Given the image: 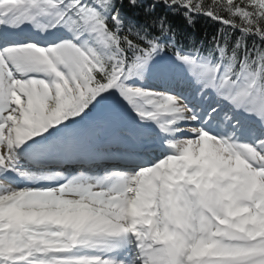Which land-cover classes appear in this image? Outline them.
Returning a JSON list of instances; mask_svg holds the SVG:
<instances>
[{
    "label": "snow or ice",
    "instance_id": "6c2138e0",
    "mask_svg": "<svg viewBox=\"0 0 264 264\" xmlns=\"http://www.w3.org/2000/svg\"><path fill=\"white\" fill-rule=\"evenodd\" d=\"M0 264H264V0H0Z\"/></svg>",
    "mask_w": 264,
    "mask_h": 264
},
{
    "label": "trees",
    "instance_id": "16d2710c",
    "mask_svg": "<svg viewBox=\"0 0 264 264\" xmlns=\"http://www.w3.org/2000/svg\"><path fill=\"white\" fill-rule=\"evenodd\" d=\"M214 25L208 22L206 19H201L196 22V26L191 29V31L195 34L203 35L205 32L210 31Z\"/></svg>",
    "mask_w": 264,
    "mask_h": 264
},
{
    "label": "bare ground",
    "instance_id": "6f19581e",
    "mask_svg": "<svg viewBox=\"0 0 264 264\" xmlns=\"http://www.w3.org/2000/svg\"><path fill=\"white\" fill-rule=\"evenodd\" d=\"M33 35L36 36V37H39L40 33L37 32V33H34Z\"/></svg>",
    "mask_w": 264,
    "mask_h": 264
}]
</instances>
